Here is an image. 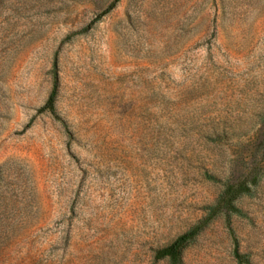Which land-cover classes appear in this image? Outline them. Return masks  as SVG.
Listing matches in <instances>:
<instances>
[{
	"label": "rangeland",
	"instance_id": "374dc122",
	"mask_svg": "<svg viewBox=\"0 0 264 264\" xmlns=\"http://www.w3.org/2000/svg\"><path fill=\"white\" fill-rule=\"evenodd\" d=\"M0 264H264V0H0Z\"/></svg>",
	"mask_w": 264,
	"mask_h": 264
},
{
	"label": "trees",
	"instance_id": "16d2710c",
	"mask_svg": "<svg viewBox=\"0 0 264 264\" xmlns=\"http://www.w3.org/2000/svg\"><path fill=\"white\" fill-rule=\"evenodd\" d=\"M56 93V86L54 85L45 105L44 108L48 109L52 114L55 112L54 110V98ZM196 228L178 236L172 243L169 245L157 250L156 258H169L172 259L177 256L180 250L185 246V244L195 235Z\"/></svg>",
	"mask_w": 264,
	"mask_h": 264
}]
</instances>
